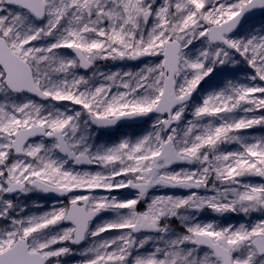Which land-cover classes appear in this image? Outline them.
Returning <instances> with one entry per match:
<instances>
[{"label":"snow or ice","instance_id":"6c2138e0","mask_svg":"<svg viewBox=\"0 0 264 264\" xmlns=\"http://www.w3.org/2000/svg\"><path fill=\"white\" fill-rule=\"evenodd\" d=\"M257 128L264 0H0V264H264Z\"/></svg>","mask_w":264,"mask_h":264},{"label":"rangeland","instance_id":"374dc122","mask_svg":"<svg viewBox=\"0 0 264 264\" xmlns=\"http://www.w3.org/2000/svg\"><path fill=\"white\" fill-rule=\"evenodd\" d=\"M100 67L103 70H107L109 68H111L112 70H115L116 66H113L111 62H108L107 65H105L104 63H101ZM140 130L141 129H136V128L126 129V130L123 129V130H120V132L114 137H103V138L106 141L109 140V139H113L114 140V139L119 138L122 134H129V135L138 134ZM252 131L256 135H264V130H262V129H258L257 128V129H254ZM227 147H229L231 149H235L237 146L236 145H229ZM254 179L256 180V182H259L260 178H254ZM30 195H32V194H30ZM32 196H34V195H32ZM32 199L33 198H21V203H24V204L28 205V211L30 213H38V212L43 211V209H41L39 207H36L35 205L44 204V203H42V201H39L38 197L36 199H34V201ZM30 200H31V202H30ZM44 205H45V207L48 206L47 204H44ZM141 207H142V205H141ZM258 215L259 214H253V218H255ZM201 217L204 220L215 221L216 223H219V224L226 223V222H231V223L247 222V219L244 218L243 216H237L235 214H227V216H219V215H217L215 213L210 212V210H205V212H203L201 214ZM0 226H2V222H0ZM173 227L178 229L179 228L178 222L174 223ZM66 259L68 261V264H76V261L79 260V257L78 256H76V257H67Z\"/></svg>","mask_w":264,"mask_h":264},{"label":"flooded vegetation","instance_id":"af4514ba","mask_svg":"<svg viewBox=\"0 0 264 264\" xmlns=\"http://www.w3.org/2000/svg\"><path fill=\"white\" fill-rule=\"evenodd\" d=\"M132 128L140 129V126H137V127H123V128L117 129V131L114 134L105 133L104 137H114L120 132V130H123V129L126 130V129H132ZM32 195H34V196H32ZM32 195H29L28 197H22V198H33L32 200L34 201V199H36L38 197L39 201H42V203H44V204L49 205L51 203V200L49 199V197H47L43 193H33ZM30 202H31V200H30Z\"/></svg>","mask_w":264,"mask_h":264},{"label":"water","instance_id":"95a60500","mask_svg":"<svg viewBox=\"0 0 264 264\" xmlns=\"http://www.w3.org/2000/svg\"><path fill=\"white\" fill-rule=\"evenodd\" d=\"M138 125L136 124H131V125H128V126H125V127H137ZM117 130L115 131H112V132H107V133H110V134H114Z\"/></svg>","mask_w":264,"mask_h":264}]
</instances>
